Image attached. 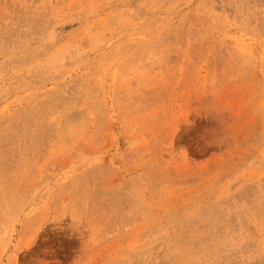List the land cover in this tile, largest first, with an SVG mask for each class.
<instances>
[{
    "label": "rangeland",
    "instance_id": "obj_1",
    "mask_svg": "<svg viewBox=\"0 0 264 264\" xmlns=\"http://www.w3.org/2000/svg\"><path fill=\"white\" fill-rule=\"evenodd\" d=\"M0 264H264V0H0Z\"/></svg>",
    "mask_w": 264,
    "mask_h": 264
}]
</instances>
